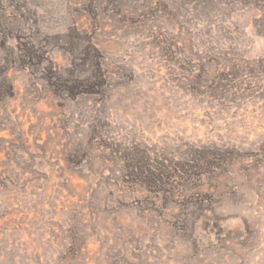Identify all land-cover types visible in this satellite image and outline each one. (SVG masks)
Masks as SVG:
<instances>
[{
	"label": "rangeland",
	"instance_id": "obj_1",
	"mask_svg": "<svg viewBox=\"0 0 264 264\" xmlns=\"http://www.w3.org/2000/svg\"><path fill=\"white\" fill-rule=\"evenodd\" d=\"M0 264H264V0H0Z\"/></svg>",
	"mask_w": 264,
	"mask_h": 264
}]
</instances>
